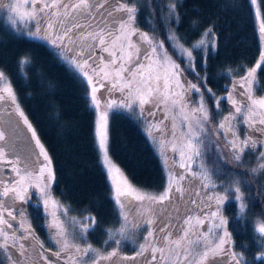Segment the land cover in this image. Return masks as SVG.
<instances>
[{
  "label": "snow or ice",
  "instance_id": "1",
  "mask_svg": "<svg viewBox=\"0 0 264 264\" xmlns=\"http://www.w3.org/2000/svg\"><path fill=\"white\" fill-rule=\"evenodd\" d=\"M148 3L151 8V0ZM248 4L264 48V0H248ZM143 7L141 0H0V10L5 12L0 31L12 39L36 41L51 48L90 86L89 107L96 115L95 146L119 210L118 228H104L95 215H87L81 220L73 218V232L66 231L53 209L62 210L65 216L69 209L52 200L49 192L55 180L51 159L8 77L0 70V116L8 117L11 129V137L0 130V264H100L113 257L132 264H264V224L254 228L258 233L256 247L249 252L244 244L237 246L223 214L226 202H238L241 211L246 207L240 180L234 179L218 190L214 173L203 165L193 169L197 158L216 144L228 149L225 159L230 157L238 167L243 166L247 153L258 163L250 170L264 171V93L255 94L260 89L256 72L264 65V51L255 67L229 69L226 77L231 80V89L225 86L226 94L219 96L208 86L205 75L208 56H215L218 50L211 22L201 29L198 25L202 22L193 18L190 27L199 39L188 43L173 27L181 21L180 0H167L151 8L145 17L149 31L137 23ZM157 22L166 29L171 52L156 38ZM30 63V58L21 57L18 68ZM237 74L239 78L234 79ZM101 89L105 91L98 96ZM206 96L213 100L215 112L209 109ZM222 102L231 105L227 114ZM113 112L127 113L146 124L144 131L149 137L163 140L161 155L164 148L179 154L178 166L184 171L167 169L160 192L133 185L109 156L108 122ZM21 123L31 133L30 142L39 149L24 158L16 150ZM168 159L165 155L166 168ZM191 180L200 182L204 202L188 200L195 207L183 212L177 208L173 215V203L187 199L185 193L194 187L185 183ZM29 188L40 193L33 206L36 212L42 209L45 219L53 218L49 226L57 229L55 259L46 255L42 242H33L27 212L17 206L31 201ZM129 205L136 211L132 212ZM205 206L211 211L206 212ZM98 230L105 237L103 244L111 248L106 255L88 242V236ZM124 242L134 245L133 255L118 256Z\"/></svg>",
  "mask_w": 264,
  "mask_h": 264
},
{
  "label": "trees",
  "instance_id": "2",
  "mask_svg": "<svg viewBox=\"0 0 264 264\" xmlns=\"http://www.w3.org/2000/svg\"><path fill=\"white\" fill-rule=\"evenodd\" d=\"M180 2L182 7L178 11L181 21L178 27H173L180 36L187 39L188 43L199 39L198 33L190 27L193 18L202 22L198 25L201 29L209 22L214 26L218 50L215 56L211 54L208 56L205 75L208 77V86L217 95L223 96L226 94L225 86L231 89V80L226 77L228 70H239L242 66L255 67L261 51H264L258 39V23L252 16L248 0H180ZM141 3L144 7L137 23L142 30L149 31L150 26L145 22V17L151 8H155L157 4L163 5L167 0H151V8L148 0H141ZM4 19L5 12L0 10V23H3ZM156 28V38L168 46L165 27L157 22ZM194 56L198 59L197 52H194ZM21 57L30 58L31 63L18 68ZM0 70L8 77L20 107L51 159L55 180L49 192L52 200H57L59 205L69 209L66 216L62 210L56 212L66 231L73 232L71 224L73 218L81 220L87 215H95L103 222L104 228H118L119 224L116 223L118 206L114 203V194L95 146L96 115L89 107L90 86L79 76L74 75L72 69L62 63L51 48L36 41L12 39L3 31H0ZM238 78L237 74L234 79ZM256 80L260 89L254 90L255 94L260 96L264 93V65L257 69ZM104 91L101 89L98 94L101 95ZM115 96L119 97L120 93L116 92ZM195 98L193 95V99ZM206 100L209 109L211 110L210 107L213 105L211 111L215 112L213 100L207 96ZM222 104L224 114H227L229 104L224 102ZM146 127V124L129 118L127 113H111L108 122L109 155L133 185L159 192L164 188L168 176L164 163L165 155L169 158L168 168L172 165L175 172H183L184 169L178 166L180 161L178 153L164 148V155H161L160 145L163 140L154 141L144 131ZM176 127L179 131V115L176 118ZM226 155L227 148L212 144L204 151L202 157L197 158L193 169H197L201 162L208 171L213 166L215 175H212V179L218 190L221 186L231 185L234 179L240 180L246 207L241 211L238 202H226L224 215L228 219V230L232 233L237 246L244 244L249 252H252L258 236V233L254 232L255 221L264 220V171L253 173L250 170L258 167V163L254 156L247 153L242 167H238L237 162L231 161L230 157L225 159ZM173 160L176 163H173ZM210 160L213 162H209ZM214 172L212 170L210 173ZM188 182L194 187H189V192L185 193L187 199L180 204L184 207L188 200L193 199L203 203L205 193H200L198 187L200 182L198 180ZM197 192L200 194L197 195ZM29 195L32 196L31 201L25 203L22 208L26 210L27 220L34 230V239L42 242L44 249L53 254L58 248L54 236L57 229L49 226L53 218L48 216L45 219L43 210L37 213L33 207L40 195L38 189H30ZM129 207L132 212L136 211L132 205ZM185 207L187 209L195 206L187 202ZM205 211L211 209L205 206ZM103 239L105 237L99 230L88 236V242L102 255H106L111 248L103 244ZM77 242L83 246L82 241ZM133 248L134 245L130 242L122 243L118 256L133 255ZM113 261L115 264H132L131 261H122L117 257L101 261L100 264H113Z\"/></svg>",
  "mask_w": 264,
  "mask_h": 264
},
{
  "label": "rangeland",
  "instance_id": "3",
  "mask_svg": "<svg viewBox=\"0 0 264 264\" xmlns=\"http://www.w3.org/2000/svg\"><path fill=\"white\" fill-rule=\"evenodd\" d=\"M158 40H161V39H158ZM167 43H165L164 42V46H165V48L166 49H168L170 52H171V49H169V46H167L166 45ZM100 94H98V96H99ZM231 107V105H229V108ZM211 108V110H213V105H212V107H210ZM215 108V107H214ZM96 117V116H95ZM8 120V117L5 115V116H0V127H1V130H4L5 131V133H6V136H8V130L10 129L9 128V125H8V123L6 122ZM95 120H96V118H95ZM29 133V132H28ZM30 136H31V133H30ZM34 142V141H33ZM110 156V155H109ZM100 158V157H99ZM112 159V158H111ZM100 161H101V158H100ZM209 162H213V161H209ZM101 164H102V162H101ZM116 164V163H115ZM201 165H203L204 166V163L203 162H201ZM214 165H216V161H215V164ZM103 166V165H102ZM170 167L171 168H166V169H171L173 172H175V170H173L174 168H173V166L172 165H170ZM194 167V166H193ZM104 168V167H103ZM211 168V170H209V172H211L212 170H213V172H214V168H213V166L212 167H210ZM168 171V170H167ZM179 172V171H178ZM177 172V173H178ZM124 173V172H123ZM125 174V173H124ZM214 175H215V172H214ZM109 179V178H108ZM187 182V184L189 183L188 181H185V183ZM198 187H199V189H200V185H198ZM30 189H34V188H29V190ZM148 191V190H147ZM150 192H156V191H150ZM160 192V191H159ZM187 192H189V190L187 191ZM201 192H204V191H202L201 189H200V193ZM158 193V192H157ZM113 194H114V192H113ZM50 196H51V193H50ZM51 199H52V196H51ZM53 200H55V199H53ZM56 202H58L57 200H55ZM188 202V201H187ZM187 202H186V204H187ZM58 204H59V202H58ZM186 204H185V206H186ZM225 205L226 204H224L223 206H222V209H223V214H224V209H225ZM245 205H246V203H245ZM18 207H23V204L22 205H17ZM183 207V205L182 204H176V203H173V206H172V212L174 213V209H177V208H179L180 210H181V212H183V211H185L186 210V207ZM54 211H56V212H58L60 209H53ZM225 216V215H224ZM78 220H80V219H78ZM259 224H264V220L263 219H258V220H256L255 221V228L256 227H258L259 226ZM71 231V230H70ZM72 232V231H71ZM109 252V251H108ZM107 252V253H108Z\"/></svg>",
  "mask_w": 264,
  "mask_h": 264
},
{
  "label": "flooded vegetation",
  "instance_id": "4",
  "mask_svg": "<svg viewBox=\"0 0 264 264\" xmlns=\"http://www.w3.org/2000/svg\"><path fill=\"white\" fill-rule=\"evenodd\" d=\"M21 129H22V134L20 138L16 140V150L20 153L21 158H24L30 155V153L33 150H35L36 152H39V149L36 148L35 143L33 141L30 142V139H29L30 133L27 132V130L22 125V123H21ZM8 136L11 137V129L8 130ZM40 159L42 161L43 157H41ZM33 242L35 243V239H33ZM44 250H45L46 255L50 256L51 258L53 257V259H55L53 254H51L46 249ZM60 264H63V261H61Z\"/></svg>",
  "mask_w": 264,
  "mask_h": 264
}]
</instances>
